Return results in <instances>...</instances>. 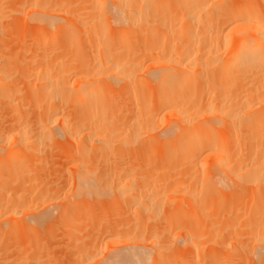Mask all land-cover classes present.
Segmentation results:
<instances>
[{
  "label": "bare ground",
  "instance_id": "6f19581e",
  "mask_svg": "<svg viewBox=\"0 0 264 264\" xmlns=\"http://www.w3.org/2000/svg\"><path fill=\"white\" fill-rule=\"evenodd\" d=\"M247 257L264 264V0H0V264Z\"/></svg>",
  "mask_w": 264,
  "mask_h": 264
},
{
  "label": "rangeland",
  "instance_id": "374dc122",
  "mask_svg": "<svg viewBox=\"0 0 264 264\" xmlns=\"http://www.w3.org/2000/svg\"><path fill=\"white\" fill-rule=\"evenodd\" d=\"M49 147H52V146L49 144ZM56 160H57V159H56ZM57 162H58V160H57ZM53 163H54V162H53ZM53 163H52V164L50 163L51 166L53 165ZM50 164H49V167H48V168H50L49 170H51ZM58 164H59V162H58ZM58 164L55 163L54 166H52V170L55 169V166H57ZM109 165H111V164L109 163ZM59 168H60V167H59ZM59 168H58V166H57V169H59ZM52 170H51V171H52ZM53 172H54V171H53ZM53 174H54V173H53ZM64 175H65V174H64ZM51 176H52V175H51ZM64 177H66V175H65ZM64 177L62 176V178H64ZM60 178H61V176H60ZM60 178H59V180H60ZM48 184H49V183H48ZM103 190H104V189H103ZM105 190H106V189H105ZM107 190H108V191H111V193H109V194L113 195V194H112V191H113L112 188H111L110 190H109V188H107ZM107 190H106V191H107ZM106 191H101V192H99V194H101V193H103V192L106 193ZM69 193H70V192H69ZM71 193H72V192H71ZM71 193H70V194H71ZM107 193H108V192H107ZM99 194H98V195H99ZM103 195H104V196H103ZM103 195L101 194V195H99V196H102L103 198H108V199H109L108 195H105V194H103ZM111 195H110V198H111ZM70 196H71V195H70ZM99 196H97V197L99 198ZM105 196H106V197H105ZM71 197H72L71 199H74L73 196H71ZM90 197H91V195H90ZM102 197H100V198L103 199ZM88 198H89V196H88ZM89 199H90V200L92 199L91 201H93L94 198L91 197V198H89ZM94 202H95V201H94ZM96 204H98V203L96 202ZM165 204H166V203H165ZM165 204H164V206L161 205L159 208H161V207H163V208H161V210H160V209H159V210L162 211V210L164 209V212H165V211H167V210L169 209V210H168V212H169L170 209H171V210L173 209L172 211H170V212L173 214V212H174L173 205H172L171 208H168L171 204H170V205L168 204V207H166L167 204H166V205H165ZM111 205H112V204H111ZM157 206H159V205H157ZM157 206H155V207H157ZM110 207H111V206H110ZM157 208H158V207H157ZM165 208H167V210H166ZM150 209H154V210H153L154 212H152V210H151L152 213H155V212H156V211H155L156 208L151 207ZM225 209H227V208H225ZM228 209H230V207H229ZM228 209H227V210H228ZM231 209H232V208H231ZM157 210H158V209H157ZM143 211H145V215H146V217H147V216L149 215V213H150L149 209H144ZM160 211H159V212H160ZM238 211H239V210H238ZM146 212H147V214H146ZM148 212H149V213H148ZM239 212H240V211H239ZM239 212H238V214H239ZM241 212H242V211H241ZM157 213H158V211H157ZM157 213L154 214V216L157 217V215H159V213H158V214H157ZM161 213H162L161 218L163 217V220L160 219V221L158 222L157 220H159V219H156V217L153 216V217L156 219V220H155V219L153 218L154 221H155V223H149V226L152 227L151 224H154V225H153V228L155 227V229H156V228H158V227L160 226V225L157 226V227L155 226V224H157L156 222H158V224H161V226H162L163 228H165V227L163 226V223H162V222H164L165 220H167V219H168L167 217H169V220H170L169 222H170V224H171V217H172L171 215H172V214L169 213V214H171V215H170L171 217L169 216V214H168V216L165 215V216H166V219L164 220L165 217L163 216V214H166V212L163 213V211H162ZM161 213H160V214H161ZM150 214H151V213H150ZM142 215L145 217L144 212L141 213V219H142L141 221H143V218H144ZM56 216H58V215L56 214ZM146 217L144 218L146 221H145V222L143 221L144 223H143V222L141 223V224H142V227H145V225H146L145 223L148 224V222H147L148 219H149V222H151L150 220H152V219H150V217H149V218L147 217L148 219H147ZM88 218H92V217L89 216ZM151 218H152V216H151ZM157 218H160V216L157 217ZM87 220H89V222H90V219H87ZM51 221H52V222H51ZM51 221H50L51 224L48 225V226L51 225L49 228L47 227V223L49 222V221H48V222H46V225H45V223L43 224V227H41V230H42V229L44 230V229H46V228H48V229H46V230H49V229L52 228V229L50 230V231H51L50 234H51V233L53 234V232L55 233V234H53V240L49 239V242H50V240L52 241V243L50 242L51 245H55V246H53V247H55V248H53V250H52V251H55V252H53L52 254L56 253V254H54V255H56V258H57V257H61L62 260H63L64 262H65L64 259L67 258L66 260L68 261V255H66L65 252L68 251L70 245L73 246V245L75 244V243H74L75 241L73 242L72 239H70V236H69L70 230H69L67 227H64V226H63V223H62L63 220H62L61 218H59V217H55V215H54V219H52ZM154 221L152 220V222H154ZM161 221H162V222H161ZM167 221H168V220H167ZM167 221H166V222H167ZM50 222H49V223H50ZM160 222H161V223H160ZM169 222L164 223V224H168ZM55 223H56V224H55ZM53 224H55V226H54ZM86 224H87V223H86ZM143 224H145V225H143ZM158 224H157V225H158ZM170 224H168V225H170ZM173 224H174V223H173ZM173 224H172L171 226H173V227L175 226V227H174V229H175V228H176V224H175V225H173ZM61 225H62V226H61ZM177 225L179 226V224H177ZM220 225H222V224H220ZM52 226H53V227H52ZM84 226H85V225H82V226H80V227L78 226V228H77V230H76V234H78V237H79V238H80V236H81V238H83V241L85 242V241L88 240V237H89L88 235H90V234L92 233V231H95V228H94V227H93V228H92V227H88V230H84V231H86V232L89 233V234H86V232H84V231H83V233H82V230H83V227H84ZM86 226H87V225H86ZM147 226H148V225H147ZM147 226H146V228H148ZM161 226H160V227H161ZM44 227H45V228H44ZM61 227H62V228H61ZM160 227H159V228H160ZM173 227H172V228H173ZM207 227H208V226H207ZM220 227H221V226H220ZM220 227H219V228H220ZM84 228H85V227H84ZM159 228H158V229H159ZM166 228H167V226H166ZM168 228H169V226H168ZM168 228H167V229H168ZM172 228H170V230H171ZM177 228H179V231H177V229H176V231L173 230V231H171V234H172V232L174 233V231H175V233L177 232L176 234H178V233L181 231V229H184V228L182 227V225H180V226L177 227ZM180 228H181V229H180ZM150 229H151V228H150ZM150 229H148V230H150ZM161 230H162V229L160 228V229H159V233H160ZM168 230H169V229H168ZM230 230L233 231L232 228H231ZM153 231H154V230H153ZM153 231H152V229H151V233H152ZM41 232H42V231H41ZM90 232H91V233H90ZM161 232H162V231H161ZM169 232H170V231H169ZM221 232H223V233H220V232H219V233H220V234H225V230H222ZM149 233H150V232H149ZM159 233H158V235H159L158 237H160L159 240H162V242H164L163 239H165V237L167 238V236H169V235L171 236V234H167V233H168L167 231H164L163 233L167 234V236L163 237V239H162V237H161L160 235L163 236L164 234H159ZM226 233L229 234L228 232H226ZM44 234H46V233H44ZM44 234H43V235H44ZM47 234L49 235V231H47ZM220 234H219V235H220ZM86 235H87L88 237H87ZM172 235H173V234H172ZM179 235H180V234H179ZM179 235H178V237H179L180 240H181L182 237H180ZM46 236H47V235H46ZM46 236H45V238L48 240L49 236H48V237H46ZM221 236H223V235H221ZM224 236H226V234H225ZM233 236H234V234L232 235V237H233ZM85 237H87V238H85ZM171 237H172V236H171ZM175 237H177V235H176V236L174 235V238H175ZM178 237H177V238H178ZM228 237H229V238H228ZM228 237L226 238L227 240H225V241H222V240H223V237H220V238H222L221 241L224 242V243H223L224 246L221 244V246H220L221 248L219 247V245H220L219 243H220V242L218 241V240H220V239H217V237H216L217 241H216V240H215V241H216L219 245L216 243V244H214V245H215L214 247L217 249V251H218V249H219V250L223 249V247L226 248L227 243H228V247L226 248V251H229V250H230V251L232 252V250H231L230 247L232 246V249H234V247H235V245L237 244V242H234V239H231L232 241H229L230 238H231V237H230V234H229ZM51 238H52V237H51ZM179 238H178V239H179ZM233 238H234V237H233ZM169 239H170V237L168 238V240H169ZM171 239H173V237H172ZM171 239H170V240H171ZM182 239H183V238H182ZM184 239H185V238H184ZM184 239H183V240H184ZM212 239H213V238H212ZM235 239H236V238H235ZM165 240H167V239H165ZM174 240H175V239H174ZM174 240H173V241H174ZM183 240H181V241H182V244H183V242L186 241V240H185V241H183ZM209 240H210V239H209ZM176 241H177L178 245H179V243H180L181 246L179 245V247L175 248L173 245H175ZM206 241H208V239H207ZM87 242H88V241H87ZM87 242H85V243H87ZM166 242H167V241H166ZM168 242H171V241H168ZM209 242H210V243H215L214 240L209 241ZM209 242H205L204 244L206 245V244L209 243ZM222 242H221V243H222ZM229 242H230V243L232 242V243L230 244ZM233 242H234L235 244H234ZM70 243H71V244H70ZM175 243L172 242V244H173L172 246L175 248L176 251H180L181 249H183V248L186 246V244H185V245H182L180 241L178 242L177 239L175 240ZM59 244H60V245H59ZM67 244H70V245L67 246ZM229 244H230L231 246H229ZM210 245H211V244H209V246H210ZM216 245H217V246H216ZM225 245H226V246H225ZM233 245H234V246H233ZM61 246H62V247H61ZM72 246H70V247H72ZM176 246H177V245H176ZM182 246H184V247H182ZM64 247H65L66 249H67V247H68V249L66 250V249H64ZM180 247H181V249H180ZM206 247H208V244L206 245ZM217 247H219V248H217ZM251 248H252V247H251ZM235 249H236V248H235ZM246 249H247L246 252H248V247H247ZM175 250H174V251H175ZM242 250H243V249H242ZM242 250H241V251H242ZM176 251H175V252H176ZM252 251H253V252H256L257 250L255 251V250H253V248H252V250L250 251L251 254H252ZM60 252H61V253H60ZM233 252H234V251H233ZM233 252H232V253H233ZM235 252H236V251H235ZM237 252H238V251H237ZM237 252H236V253H237ZM242 252H243V251H242ZM250 252H249V253H250ZM64 253H65V255H64ZM236 253H234V254H236ZM240 253H241V252H240ZM243 254H244V253H243ZM251 254H250L249 257H251ZM254 254H255V253H253L252 255H254ZM256 254H257V252H256ZM245 255H246V253H245ZM245 255H244V257H245ZM247 255H248V254H247ZM254 256H255V255H254ZM254 256H253V257H254ZM53 257H55V256H53ZM63 257H64V258H63ZM196 257H197V255L194 256V259H200V258H202V257L199 258V256H198V258H196ZM253 257H252L251 259L248 258V257L245 258V261L243 260V263H244V264H250V262H251V264L259 263V261L256 262V259H257V258L255 259V257H254V258H253ZM256 257H257V256H256ZM57 259H58V258H57ZM59 259H60V258H59ZM202 259H203V258H202ZM241 259H242V256H241ZM246 259H247V260H246ZM249 259H250V260L255 259V260H253V261H255L256 263H254L253 261H250ZM258 259H259V257H258ZM248 260H249V261H248ZM259 260H260V259H259ZM261 260H262V259H261ZM261 260H260V263H263ZM59 261H61V260H59ZM63 261H62V262H63ZM202 261H203V260H202ZM241 261H242V260H241ZM241 261H240V263H242ZM247 261H248V263H246ZM236 262H237V261H236ZM237 263L239 264V262H237ZM243 263H242V264H243ZM140 264H146V262H141ZM147 264H148V262H147ZM204 264H205V263H204ZM235 264H236V263H235Z\"/></svg>",
  "mask_w": 264,
  "mask_h": 264
}]
</instances>
